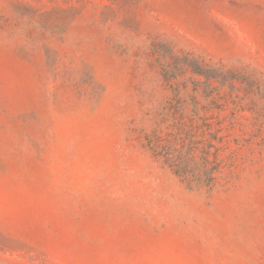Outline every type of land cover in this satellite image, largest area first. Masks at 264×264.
Returning <instances> with one entry per match:
<instances>
[{
    "label": "rangeland",
    "instance_id": "374dc122",
    "mask_svg": "<svg viewBox=\"0 0 264 264\" xmlns=\"http://www.w3.org/2000/svg\"><path fill=\"white\" fill-rule=\"evenodd\" d=\"M0 264H264V0H0Z\"/></svg>",
    "mask_w": 264,
    "mask_h": 264
},
{
    "label": "trees",
    "instance_id": "16d2710c",
    "mask_svg": "<svg viewBox=\"0 0 264 264\" xmlns=\"http://www.w3.org/2000/svg\"><path fill=\"white\" fill-rule=\"evenodd\" d=\"M177 168L180 176L190 177L193 174L191 167L188 165L187 162L183 160L179 161ZM214 170H215L214 168L206 167L205 170L203 171V173H205L206 179L204 182H201L200 184L203 183L207 187L213 186L215 184L214 183L215 178L213 176V174L215 173Z\"/></svg>",
    "mask_w": 264,
    "mask_h": 264
}]
</instances>
